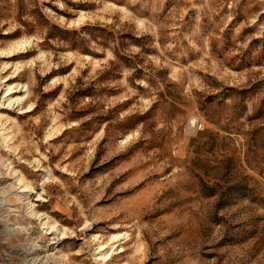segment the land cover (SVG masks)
<instances>
[{"label":"rangeland","instance_id":"1","mask_svg":"<svg viewBox=\"0 0 264 264\" xmlns=\"http://www.w3.org/2000/svg\"><path fill=\"white\" fill-rule=\"evenodd\" d=\"M0 264H264V0H0Z\"/></svg>","mask_w":264,"mask_h":264},{"label":"bare ground","instance_id":"2","mask_svg":"<svg viewBox=\"0 0 264 264\" xmlns=\"http://www.w3.org/2000/svg\"><path fill=\"white\" fill-rule=\"evenodd\" d=\"M8 92H10V94H12V92H13V88L10 87Z\"/></svg>","mask_w":264,"mask_h":264}]
</instances>
